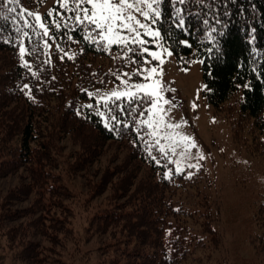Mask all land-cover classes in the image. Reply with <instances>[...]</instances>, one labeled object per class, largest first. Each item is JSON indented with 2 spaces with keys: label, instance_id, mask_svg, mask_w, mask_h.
I'll return each mask as SVG.
<instances>
[{
  "label": "trees",
  "instance_id": "1",
  "mask_svg": "<svg viewBox=\"0 0 264 264\" xmlns=\"http://www.w3.org/2000/svg\"><path fill=\"white\" fill-rule=\"evenodd\" d=\"M50 1L53 2L50 4ZM9 7H23L33 13L44 7L40 15L53 39L40 35L39 28L23 29L31 37V42L24 40L30 50L24 60L31 65L30 69L22 66L15 31L17 26L23 28V23L11 22L15 14L8 13ZM159 10L161 19L156 26L161 33V44L172 51L183 66L191 60H201L202 94L207 104L220 110L233 96H240L236 121L249 119L264 123V0H184L183 4L163 0ZM57 12L65 17L73 15L60 7V0H19V4L12 5L0 0V16H8L7 20L0 18V177L20 170L26 174L27 183L11 195L33 196L30 212L24 213L36 215L31 220L32 230L37 231L42 240L68 248L79 242L80 235L70 228V193L63 181L62 169L58 170L62 156L54 145L56 138L69 133L88 142L90 136H94L97 142L125 144L136 166L146 168L151 178L156 177V186L164 190V197L159 190L158 195H154L147 187L142 191L137 187L128 200L119 202V198L114 197L116 203L96 210L87 230L100 236L110 230L113 239L121 235L116 239L121 249L109 244L114 256L106 264H175L193 258L201 237L197 239L195 234L189 233L178 219H182L184 213L180 206L175 207L170 193L179 192L186 183L173 171L168 158L153 147L156 157L153 160L145 142L136 138L135 130L123 127V123H132V118L119 113L116 105L127 107V99L111 100L108 107L101 102L97 104L95 99L122 70L140 69L141 63H130L128 56L137 61H142L144 56L139 52L122 56L117 46L105 50L103 44L93 43L99 39L96 33L76 25L74 20H60ZM178 13L185 20L183 32L177 26ZM53 19L62 25L60 29L54 27ZM29 20L35 24L32 18ZM64 24L69 27L64 28ZM213 28L216 33L212 32ZM220 32L223 34L217 35ZM212 39L218 43L212 44ZM44 40H48V49L43 48ZM177 40H187L192 47L178 45ZM210 47L212 52L208 51ZM33 48H36L35 53L31 52ZM24 85L31 89V96ZM110 113L123 123L114 124ZM106 122L109 128L117 130L110 131L105 127ZM94 146L81 143L82 154L72 165L64 167L65 173L72 174L79 171L80 166L83 168L82 161L91 156L90 149ZM168 172L172 173L171 179L166 178ZM129 176L128 173L123 180ZM100 186V183L94 185L91 192L96 193ZM204 200L206 198H202ZM203 207L208 217L207 202L199 203V208ZM261 208L264 203L257 216L258 225L263 227ZM193 215L201 213L195 211ZM207 217H204L205 230L201 236L207 237L209 244L216 241V232ZM117 227L119 231L114 233L113 228ZM156 235L157 241L152 240ZM80 250L79 244V255ZM102 255H105L103 251ZM72 257H76L75 253Z\"/></svg>",
  "mask_w": 264,
  "mask_h": 264
},
{
  "label": "rangeland",
  "instance_id": "2",
  "mask_svg": "<svg viewBox=\"0 0 264 264\" xmlns=\"http://www.w3.org/2000/svg\"><path fill=\"white\" fill-rule=\"evenodd\" d=\"M43 8L37 13L40 14ZM143 22L150 24V21ZM150 26L157 29L156 25ZM142 39L150 41L144 45L150 51H161L157 46L162 45L160 39L154 41L143 36ZM143 56V60L147 59L149 63H141L140 68H157L155 79L162 83L163 94L171 101V105L165 106L172 108L165 114L166 122L182 124L183 127L177 131L191 137L197 145L192 149V156L197 152L204 156L203 160L189 157L181 162L183 172L178 175L186 184L179 192L170 191L175 207L180 206L184 213L182 219H178L189 233L195 234L197 239L201 237L193 258L188 257L175 264H264V226H259L257 221L259 209L264 203V123L249 119L236 121L240 96H233L220 110L209 106L202 94L201 60H191L183 66L174 55L169 57L165 54L163 64L153 61L147 53ZM136 71V68L124 69L119 74ZM121 79L127 80L128 77L121 76ZM131 82L145 81L142 77L133 76ZM124 87L117 78L110 80L96 96V102L115 100L109 98L110 93L113 90L123 91ZM81 143L95 145L90 149L91 156L82 161L83 168L80 166L79 171L66 174L64 167H69L82 154ZM54 145L61 151L58 170L62 169L63 181L70 193V228L80 235L79 242L68 248L63 244L62 249L57 247L56 242L42 240L37 231L32 230L36 215L27 214L33 196L23 198L11 195L27 183L26 174L22 170L16 171L0 177V264H106L114 256L109 244L121 249L117 241L121 235L113 239L110 230L101 236L90 233L87 227L96 210L116 203L114 197L119 198V202L128 200L137 187L141 191L147 187L154 195H158L159 190L164 197V190L156 186V177L151 178L145 172L146 168L136 166L125 144L97 142L94 136H90L88 142L82 137L65 133L58 135ZM180 151L177 148V155L169 152L168 160H179ZM170 164L177 174L176 164ZM188 164H198L199 169L189 168ZM56 166L59 167L57 162ZM128 173L130 176L123 180ZM98 183L101 188L93 194L91 191ZM202 198L206 200L202 201ZM200 202H207L208 217L207 209L199 208ZM261 209L264 212V208ZM195 211L201 215H193ZM204 217L211 220L210 226L216 232V241L209 244L208 238L201 236L205 230ZM260 219L264 220V214ZM117 231L118 227L113 228L114 233ZM157 239V235L152 238L154 241ZM79 244L80 255L77 253ZM35 247L38 248L32 254ZM74 253L76 257H72Z\"/></svg>",
  "mask_w": 264,
  "mask_h": 264
},
{
  "label": "snow or ice",
  "instance_id": "3",
  "mask_svg": "<svg viewBox=\"0 0 264 264\" xmlns=\"http://www.w3.org/2000/svg\"><path fill=\"white\" fill-rule=\"evenodd\" d=\"M7 4H19V0H6ZM178 4H183L184 0H176ZM163 0H60V7L65 12H70L73 15L65 17L62 13L57 12L56 16L60 20L70 19L74 20L75 24L81 27L87 28L90 32L96 33L99 37L98 40H93V43L103 44L105 50L110 49L113 45L120 46L121 55L125 53L135 54L140 53L141 56L147 53V56L151 57L153 61H158L160 64L164 63L163 56H172L173 52L169 51L163 45H157L161 51H150L144 47L149 43V40L142 39L143 37H150L154 41H158L161 38L159 29H153L150 25H156L161 19L160 5ZM90 6V7H89ZM9 14H15L11 22L21 21L23 28L17 26L15 29L19 37V56L23 61V67L30 69L31 65L28 64L24 57L29 54V49L25 47L24 40L27 38L31 42V37L28 31L23 29L39 28L42 30L40 35L53 39L50 35L49 27L42 21V17L38 13H33L30 10H26L23 7H9ZM52 13H49L51 16ZM142 17V19H139ZM0 18L7 20L8 16H0ZM29 18L35 21V24L30 23ZM143 21H150V24ZM219 22V21H218ZM207 23V21H205ZM52 24L56 29L61 28V24L58 20L53 19ZM177 26L183 32L186 25L185 20L178 13ZM64 28H68L67 24L63 25ZM216 29L213 28L212 32L216 33ZM190 35V33H188ZM223 33H217L222 35ZM72 39V37H69ZM13 42V41H7ZM178 45L190 48L191 43L187 40L176 42ZM212 44H217L216 39H212ZM136 45L137 47H131ZM50 47L48 40H44L43 48L48 49ZM209 52L213 51V48L208 49ZM32 53L36 52V48L31 49ZM132 64L137 63H149L147 59L137 61L131 59V56L127 57ZM72 59V57H69ZM33 76L36 73H32ZM121 76L128 77L127 80L121 79ZM142 77L144 83L131 82L132 77ZM157 76V68L152 67L150 69H137L134 73L124 72L117 75V79L125 86L123 91L113 90L110 93L109 98H115L116 101H120L122 98H127V107L122 105H116L119 113L127 114L132 118V123H123L117 115L110 113V118L114 124L123 123V127L134 129L136 132V138L144 141L148 150L149 156L156 160L153 155L152 148L155 147L162 155L167 158L169 152L172 155H177V148L181 149L179 152L180 159L176 161H169V163L176 164L177 174L183 172L181 162L192 157L197 160H203L202 153L197 152L195 156H192V149L197 148L195 141L187 136L181 135L177 130L183 127L180 123L166 122L165 114L169 113L171 106L166 108V105H171L170 99H166L164 96V87L162 83L155 79ZM27 89L29 96H31V89L28 85L23 86ZM91 96V93H88ZM100 102L97 101V104ZM108 107V100L105 99L103 105ZM91 107V105H89ZM146 115V118H144ZM105 127L109 128L108 123H105ZM110 131L117 130L109 128ZM165 142V143H162ZM189 168L199 169L198 164H188ZM172 173H166V178L171 179ZM188 178H191L190 176Z\"/></svg>",
  "mask_w": 264,
  "mask_h": 264
}]
</instances>
